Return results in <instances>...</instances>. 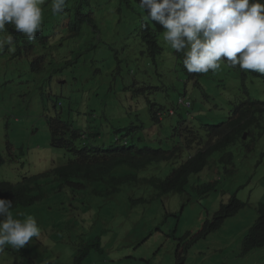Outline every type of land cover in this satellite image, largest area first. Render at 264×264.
Wrapping results in <instances>:
<instances>
[{"label":"rangeland","instance_id":"1","mask_svg":"<svg viewBox=\"0 0 264 264\" xmlns=\"http://www.w3.org/2000/svg\"><path fill=\"white\" fill-rule=\"evenodd\" d=\"M76 1L67 0L64 12L54 15L51 0H46L42 5L43 20L53 18V26L42 27V31L36 33V44L7 28L15 51L5 44L0 52V182L17 183L25 176L41 173L72 157L67 150L50 145L48 120L58 112L62 120L72 123L74 128L85 131L89 127L92 131L97 128L98 145L116 144L115 137L125 132L122 129L125 126L150 122L143 98L141 110L137 112L124 91L125 87L134 86V76L138 73L130 77L129 69L122 62L120 75L112 78L109 64L112 59L102 46L105 52L98 57L82 55L76 68L58 69L47 58L40 70L31 69L33 59L42 55L48 45L56 63H62V49L73 55L71 51L77 41L71 38L63 41L68 34L56 21L73 17L81 9ZM91 1L94 5L95 0ZM111 6L100 5L98 1L92 9L97 18L100 10L114 14ZM109 24L114 26L113 22ZM63 25L67 27L66 22ZM106 29L99 30L96 36L109 43L114 33ZM83 37L87 38V34ZM29 44L31 50L26 49ZM100 66L104 67L102 73L96 71ZM60 77L62 81L58 82ZM216 77L222 81L218 84L222 87L217 94L220 96H216L220 99L219 106L205 105L208 108L198 113L208 124L226 120L231 110L228 101L237 91L236 78L224 63ZM166 79L174 81L168 76ZM250 86L253 95L264 98L260 82L255 81ZM204 87L208 98L212 99V87L209 83ZM167 90L170 96L165 93L166 101L173 96V92ZM193 93L195 97L197 92ZM197 125L200 126L199 121ZM154 129L158 134V129ZM166 133L164 128L162 134ZM174 139L167 134L162 142L171 145ZM229 149L234 153L233 164H219L218 183L207 195L200 194L197 187L209 181L206 177L202 180L191 177L183 194L154 195L147 191L144 195L140 190L134 197L145 196L146 201L138 203L118 192L113 196L94 195L90 185L58 193L50 190L47 199L11 210L14 219L34 216L41 234L18 251L6 246L0 253V264H74L78 247L97 237H100L101 251L92 249L83 264H181L175 252L179 243L184 247L189 241L185 233H195L203 221L211 219L220 204L227 203L233 195L246 206L227 218L219 230L194 242L184 254L183 263L264 264V246L242 254L243 237L256 221L258 203L264 201V136L251 151L241 145ZM218 157L219 154H215L212 159Z\"/></svg>","mask_w":264,"mask_h":264},{"label":"trees","instance_id":"2","mask_svg":"<svg viewBox=\"0 0 264 264\" xmlns=\"http://www.w3.org/2000/svg\"><path fill=\"white\" fill-rule=\"evenodd\" d=\"M98 1L102 3V0H95L93 5L91 0H77L76 3L81 9L68 19L67 27L63 25L64 22L60 23L61 20L56 21L65 28L68 34L63 41L66 38L77 41V45L75 44L71 51L73 55L68 52L66 54L62 49L63 57L60 59L65 62L67 66L65 68H76L82 55L98 57L105 52L100 47L102 46L109 51L108 54L112 59V61L109 59L110 69L113 71L112 78L120 75L122 62L129 69L130 77L133 73H138L134 76V86L124 88L125 93L129 95L132 109L137 112L142 107L141 97L143 104L151 107L160 104V101L165 102V93L167 97L170 96L164 82L163 87L159 82L157 74L160 77L164 74L174 79L168 88L175 96L180 94L182 96L194 95L193 92L198 90L194 85H199L200 81L204 85L209 83L213 89V94L210 96L212 99L205 95H197L198 101L191 103L189 107L176 108L175 115L172 117H168L170 116L169 111L154 110L155 106H153L151 112L148 113L150 122L144 123L146 135L144 134L143 137L137 139L132 138L126 144L118 142L120 145L112 143L98 145L96 141L100 133H91L90 136L94 139H89V142L83 140L81 143L82 132L73 128L71 123L62 120L58 113L56 118L48 121L50 144L53 147L66 149L71 152L72 157L65 164L25 177L16 185H0V199L13 202L10 211L47 199L50 190L58 193L65 189H85L89 185L94 195L113 196L118 192L125 194L124 197L133 203L146 201L145 196L134 197L141 192L140 190L144 191V195L147 191L154 195L181 194L189 183L190 174L200 165L197 164V156L184 161V149H182L174 132L179 119L192 121L190 119H198V113L208 108L205 105L219 106L220 99L217 97L220 95L217 96V94L221 92L222 87L218 86V82L221 80L216 77V73L212 74L211 71L204 75L186 72L182 64V54H171L170 49L163 41V27L159 24L158 28L156 27L158 23L155 21L147 22L144 19L146 12L143 14L138 6V0H109V4L114 7L112 9L116 10V17L119 13L122 15L118 24L115 22L114 26L109 24L111 21L105 15L103 16L104 10L99 11L97 18L94 15L95 10L92 8H95L96 4L98 5ZM53 20V18L44 19L42 27L52 28ZM6 27L11 32L16 33L9 25ZM105 28H107L106 31L109 29L114 33L113 39L109 43H105L96 36L99 30ZM84 33L87 34V38L83 37ZM103 68L100 66L96 71L102 73ZM153 71L157 74H154ZM192 113L196 114L191 118L190 114ZM162 115L165 118L173 119V121L168 124L165 122L161 124L160 116ZM261 119H264L262 102L252 101L239 104L235 110L233 109V113L227 118L226 123L220 125L223 132L226 133L224 143L230 139L232 142L240 139L245 144L246 141L241 137L244 132L247 133L249 142L255 143V136L264 134V123L261 122ZM153 125L167 130L170 127L168 135L175 137L173 144L155 143L158 141V136ZM235 126V130L229 132ZM131 130L132 127H128V132ZM208 191L202 189L200 193ZM245 205V202L233 195L229 203L221 204L212 218L205 219L195 233L187 231L184 237H191V243L206 238L210 233L220 229L226 217L234 214ZM257 213L255 223L249 228L242 240V254L244 255L259 248L264 243V201L258 203ZM99 238L97 237L78 247L77 254L74 256V264H83L84 259L92 249L101 251ZM179 244L175 253L176 259L182 262V256L188 246L182 247Z\"/></svg>","mask_w":264,"mask_h":264},{"label":"clouds","instance_id":"3","mask_svg":"<svg viewBox=\"0 0 264 264\" xmlns=\"http://www.w3.org/2000/svg\"><path fill=\"white\" fill-rule=\"evenodd\" d=\"M138 1V6L143 11V14L146 12V15L144 14V19L147 22L155 21L158 23V25H156L158 28L159 24L163 27V41L170 49L171 54H182V64L186 72L189 74L204 75L211 71L212 74H214L220 69L221 64L224 63L228 71L234 74L237 81V91L228 101L231 105V110L230 114L225 118L226 120L233 113V109L235 110L236 106L241 103L260 101L264 107V98L253 95L250 86L255 81H258L264 88V0ZM45 3L46 0H0V34L7 33L6 36H0V52L3 51L5 44H8L9 47L15 51L14 44L12 43V35L8 32L6 25H9L12 30L24 36L28 41H34L35 44L37 43L36 33L42 31V24L44 22L42 5ZM99 4L110 5L109 0H102V3L99 1ZM66 5L67 0H51L52 14H62ZM111 7L114 8L113 6ZM112 10L114 14L110 11H104L102 14L103 16L105 15L109 21L118 24L122 15L119 13L116 17V10ZM100 11L102 12V10ZM67 21L68 19L61 20V22ZM31 48L32 45L30 44L26 46L27 50H31ZM19 53L20 51H17V54ZM47 58L48 62L52 65H57L58 69L67 67L65 62H55L53 50L48 45L44 48L42 55H38L33 59L31 69L33 71L40 70L44 66V61ZM153 72L157 74L155 71ZM157 77L162 87L164 82L166 89H169L168 85L171 82L166 79L167 76L163 74V76L160 77L157 74ZM61 78L62 77L58 79V82L62 81ZM220 83H222V81L218 82V84ZM185 84L187 86V81ZM194 86L198 89L195 91L197 95H205L208 97L202 81H200L199 85ZM197 95L195 97L191 94L186 96H182V94L173 95L171 100H167L166 102L160 101V104L153 105L155 106L154 110H167L170 115L168 117H172L175 115L174 112L176 108L182 106L189 107L191 103L198 101ZM153 106L147 107L148 113L151 112ZM195 114L196 113L190 114V117L192 118ZM56 116L49 118V120L56 118ZM190 120L192 121L179 119L174 134L179 139L182 149H184V161L197 156V164L200 165L190 174V178L196 177L202 180V178L206 177L209 181L197 187L199 193L202 189L209 190L206 193H200L202 195H207L214 191L218 183L216 177L220 172L219 164H233L234 153L229 148L231 146L241 145L247 151H251L262 139L264 134H262V136L256 135L255 143L249 142L246 132L241 134V137L246 141L245 144L242 143L240 139H237L235 142H232L230 139L227 143H224V136L226 133L223 132L220 125L225 124L226 120L218 124H208L199 117L198 119ZM172 121L173 119L165 118L163 115L160 116L161 124H164V122L168 124ZM198 121L200 126L197 125ZM261 122L264 123V119H261ZM71 125L74 128L72 123ZM130 126L132 130L128 132V127ZM130 126L122 128L125 132L121 136L116 137L117 145H120L119 143L121 142L122 144H126L130 139H137L143 137L145 134L146 129H144V122ZM235 128L236 126L229 132L235 130ZM75 129L82 132L81 143L87 138L94 139L90 136L91 133H100L97 128H94L92 131L91 127H89L87 131L82 128ZM157 129L159 133L157 134L158 141L156 142L157 144H159V142L163 143L162 140L166 138L170 127L166 134H162L164 128L158 127ZM215 154H219V157L212 159ZM23 178L17 183L21 182ZM17 183L0 182V185H16ZM187 187L188 185H186V188H184L181 194L186 192ZM229 201L227 203H229ZM12 207V201L0 199V253L5 251L6 246L18 251L26 245H29L33 238L38 239L41 234V228L38 226L34 216L28 215L23 220L14 219L10 211ZM240 210L238 209L234 214L226 217L225 220L236 215ZM186 239L189 241L185 244L188 248L184 254L187 253L189 247L194 243L190 242L191 237L188 236ZM263 246L264 243H262V246L259 248ZM184 254L181 264H184Z\"/></svg>","mask_w":264,"mask_h":264}]
</instances>
